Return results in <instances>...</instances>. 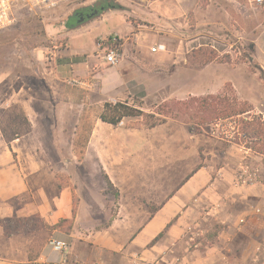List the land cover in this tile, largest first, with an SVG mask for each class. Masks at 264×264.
Segmentation results:
<instances>
[{
    "label": "crops",
    "instance_id": "obj_1",
    "mask_svg": "<svg viewBox=\"0 0 264 264\" xmlns=\"http://www.w3.org/2000/svg\"><path fill=\"white\" fill-rule=\"evenodd\" d=\"M165 1L167 7L161 9L157 24L163 35L149 33L146 25L135 26L119 18L123 28L117 33H127L133 42L129 44V58L121 59L115 67L116 76L125 79L124 73L132 71L154 82L146 72L151 61H159L155 57L159 53L151 54L146 42L156 43L152 47H157L158 52L173 39L183 44V17L188 11L195 15V30L207 25L216 31L217 20H223L225 29L241 46L251 44L252 61L264 69V3L207 0L204 10L199 0ZM87 5H72L62 17L69 18ZM108 11L64 35L102 21ZM113 11L121 10L110 13ZM206 16V21L201 19ZM138 19L149 22L144 16ZM173 32L176 36H172ZM197 32L190 38L198 37ZM117 33L114 34L119 36ZM59 53L62 55L57 56L59 63L56 59L54 68L65 80L93 72L97 57L89 59L84 56L87 52H71L67 47ZM106 75L108 72L100 71L86 80L92 82L98 77L102 92L109 94ZM125 80L114 88L121 91L114 96L139 109L135 100L145 104L156 87L149 89L146 83L132 80L131 75ZM25 117L33 133L35 125L26 109ZM96 128L91 130L93 134ZM171 128L174 131L170 141L165 142V147L160 143L159 152L152 149L155 142L146 136L128 142L87 140L75 173L52 172L50 165L66 160L36 156L33 142L18 146L16 159L7 161L8 167L0 170V264L55 262L59 256L49 246L50 240L68 242L69 260L78 264H252L254 251L264 238V185L235 182L236 169L250 157V150L228 146L216 161L213 155L201 165L199 142L192 140L185 126ZM47 179L55 184L53 194L45 195L37 189L39 181ZM33 188L39 193L37 200ZM30 193L32 200L13 201ZM32 217L46 231L41 237L37 232L5 230L3 222L24 224ZM241 218L243 224H239Z\"/></svg>",
    "mask_w": 264,
    "mask_h": 264
},
{
    "label": "rangeland",
    "instance_id": "obj_2",
    "mask_svg": "<svg viewBox=\"0 0 264 264\" xmlns=\"http://www.w3.org/2000/svg\"><path fill=\"white\" fill-rule=\"evenodd\" d=\"M97 1L99 0H85L88 3L86 7L93 6ZM113 1L124 9L113 11V14L110 10L108 12L111 15L107 13L102 21L66 36L64 33L69 30L67 26L71 21L62 16L63 11L71 6L37 15L20 11L15 21L0 30V163H3L0 164V170L8 167L7 161L16 159L18 146L28 142L37 146L36 156L52 160L61 157L66 160L50 165L51 171L57 170L59 174L77 172L82 147L90 139L128 142L143 140L146 136L155 142L152 149L159 152L160 143L165 147V142L170 141L169 135L174 131L171 126L181 124L189 131L192 140L199 142L201 165L213 155L212 158L216 161L220 158L218 155L228 146L237 150L239 147L245 152L250 150L244 147L245 144H251L259 147L262 154L250 150V157L244 159L242 164L247 165L248 171L258 170V174L264 178V137L255 135L252 138L242 134L237 126L238 119L217 122L209 120L210 113L200 109L199 104L189 101L192 97L225 92L228 96L235 95L241 103L247 102L253 108L250 114L260 116L264 121V81L251 59V44L248 42L241 46L231 37L220 19L217 20L216 31L209 29L207 25L195 30V15L188 11L183 17V44H178L175 39L170 40L165 50L160 48V52H157L159 54L155 57H159V61L149 63L146 74L159 85L149 81V77L145 78L132 71L124 73L125 80L116 76L115 67L123 58H129L128 49L133 37L130 38L127 33H117L123 28L121 20L135 26L146 25L149 33L163 35L157 24L161 9L166 8L167 3L165 0ZM206 2L207 0H199V6L204 10ZM263 3L264 1L260 5ZM141 16L146 17L149 22L138 19ZM201 19L206 21L207 16ZM196 31L200 33L199 36L190 38ZM213 31L216 35H213ZM114 33L120 36L123 57L117 65L107 66L102 61L103 49L108 46L107 40ZM172 36H176V33L173 32ZM155 44L146 42L147 47ZM65 47L71 52H87L84 56L89 59L97 57L96 64L92 67L93 72L75 76L77 79L86 80L91 79V75L96 72H108L105 77L109 78L106 83L109 94L102 92L98 77L92 81L94 85L90 89H85L68 84L56 73L55 61L58 60L59 63L57 56L62 55L59 51ZM129 75L132 80L146 83L149 89L156 87L151 90L145 104L135 100V105L145 112L146 117L123 118L116 126L103 125L100 115L104 104L125 103V99L116 100L114 95H119L121 91L114 88L119 86L120 81H127ZM25 109L35 125L33 133L25 117ZM203 120L212 123L201 124ZM95 126L97 132L93 134L91 130ZM2 131L13 139L6 142ZM150 132L152 133L149 134ZM25 167L21 166L24 173ZM239 172L240 169H236V176ZM54 186V182L47 179L39 181L37 189L40 188L48 195L54 193ZM37 189H32L35 199L39 194ZM31 197L33 199L30 193L13 201L17 203L22 200L25 203ZM3 224L7 232H37L40 237L46 233L36 217L25 220L24 224L20 221H14L10 225L6 222ZM8 225L10 229L7 228Z\"/></svg>",
    "mask_w": 264,
    "mask_h": 264
},
{
    "label": "trees",
    "instance_id": "obj_3",
    "mask_svg": "<svg viewBox=\"0 0 264 264\" xmlns=\"http://www.w3.org/2000/svg\"><path fill=\"white\" fill-rule=\"evenodd\" d=\"M123 9L124 8L122 5L114 2L113 0H99L95 2L93 6L83 7L75 10L68 18L71 21V24L68 25L67 28H69V30L75 29L79 27V25L95 19L105 11ZM87 12H89V15L84 17V14ZM95 12L97 13L94 14ZM256 68L260 72V78L264 81V69H261L259 66H256ZM189 101L199 104L200 109L210 113L211 116L209 120L217 122L222 120L238 119L237 126L242 134L249 137L255 135H261V137H264V121L260 116L253 114L251 115L250 113L253 111V108L247 102H239L235 95L228 96L225 92H223L218 95H206L204 97L201 96L198 98L192 97L189 99ZM145 115L146 114L141 110L134 108L133 106H129L127 103L116 102L114 104H110L106 102L103 106L100 120L103 123L116 126L122 121L123 118L146 117ZM209 120H203L201 124L212 123ZM2 136L6 142H10L13 139L11 137L9 138L3 131ZM244 147L262 154V150L259 147H255L254 145L245 144ZM107 185L110 186L108 182Z\"/></svg>",
    "mask_w": 264,
    "mask_h": 264
},
{
    "label": "built area",
    "instance_id": "obj_4",
    "mask_svg": "<svg viewBox=\"0 0 264 264\" xmlns=\"http://www.w3.org/2000/svg\"><path fill=\"white\" fill-rule=\"evenodd\" d=\"M85 0H0V30L11 24L16 20V16L20 11H26L28 13L37 15L41 12H51L58 8L68 7L75 4H81ZM261 4L262 0H256ZM108 46L103 49V59L107 66L117 65L123 55L121 45L119 44V37L117 35L112 36L107 40ZM158 52L157 47H151L150 53L155 54ZM68 84L76 85L81 88L90 89L93 86L91 80H81L77 78H70L66 80ZM240 174L235 178V182L244 185H264V178L258 174V170L248 171L247 165L240 167ZM256 214L260 213L259 209L255 210ZM244 219L239 220V224H243ZM49 246L52 251L58 254L59 259L55 262L48 264H78L69 260V252L71 246L68 242L62 240H50ZM253 264H264V238L260 245H258L254 251L252 257ZM134 264H142L141 261H136Z\"/></svg>",
    "mask_w": 264,
    "mask_h": 264
},
{
    "label": "flooded vegetation",
    "instance_id": "obj_5",
    "mask_svg": "<svg viewBox=\"0 0 264 264\" xmlns=\"http://www.w3.org/2000/svg\"><path fill=\"white\" fill-rule=\"evenodd\" d=\"M88 15H89V12L85 13V14H84V17H85V16H88Z\"/></svg>",
    "mask_w": 264,
    "mask_h": 264
},
{
    "label": "water",
    "instance_id": "obj_6",
    "mask_svg": "<svg viewBox=\"0 0 264 264\" xmlns=\"http://www.w3.org/2000/svg\"><path fill=\"white\" fill-rule=\"evenodd\" d=\"M97 12H95L94 14H96Z\"/></svg>",
    "mask_w": 264,
    "mask_h": 264
}]
</instances>
